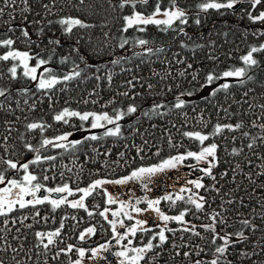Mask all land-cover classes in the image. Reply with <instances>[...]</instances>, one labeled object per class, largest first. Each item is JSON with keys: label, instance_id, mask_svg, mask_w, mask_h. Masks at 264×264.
I'll return each mask as SVG.
<instances>
[{"label": "trees", "instance_id": "16d2710c", "mask_svg": "<svg viewBox=\"0 0 264 264\" xmlns=\"http://www.w3.org/2000/svg\"><path fill=\"white\" fill-rule=\"evenodd\" d=\"M156 2L149 0L145 6L138 4L136 11L150 13ZM203 2L176 0V5L186 12V24L176 21L166 30L163 25L150 24L140 26L145 27L143 32L135 27L123 32V17L131 15L133 10L130 7L121 10L118 6L120 0H84L83 4L80 0H54V3L53 0H28L27 4L23 0H15L14 5L9 0L7 6L0 0V8L4 10L0 17V40L11 38L15 41L14 50L27 51L33 56L39 54L45 59L51 56V62L45 67L51 68L61 79L64 74H71L74 64L82 70L80 77L58 83L50 91H39L37 82L24 77L19 66L17 78H10L8 69L17 62L0 61V88L8 90L7 97H0V104H3V109H0V143H4L5 135L9 136L8 152L0 148V156L23 164L34 158V153L23 148L24 141L39 147L42 138H55L64 133H72L69 137L85 134L90 122L81 128L82 122L75 117L68 124L54 121V115L64 108L109 114H114V110L126 112L129 105L137 108L135 113L126 115L119 122V137L101 136L102 139L95 141L84 140V137L83 143L66 151L52 146L41 148L42 156L57 157L55 161L30 164L29 170L45 187L55 188L67 183L75 192L97 179H119L139 167L158 165L171 156L198 150L201 147L199 142L183 136L185 131L207 134L210 139L205 141V145H218L216 167L212 169L216 179L198 173L205 188L198 189L197 193L206 198L205 207L200 212L192 207L185 216V221L198 226L196 231L203 239L191 232H183L181 229L187 224L179 225L174 227L175 233H165L168 237L166 243L148 252L140 264H149L150 260L151 264H194L197 259L207 261L214 258L216 245L211 244L212 233L199 227L211 223L208 214L213 211L222 212L227 220L226 225H217V232L243 231L247 237L243 241L232 237L227 260L231 264H264V130L259 127L264 124V108L261 107L264 105V51L253 54L257 60L255 66H247L241 59L252 47L264 44V35H259L264 32V22L254 23L248 19V12L258 15L264 11V3L253 10L247 0H239L233 9L202 11L198 5ZM44 4H48L51 10L45 9ZM160 4L161 10H166L169 0H160ZM69 17L78 18L90 27H75L72 33H65L57 21ZM9 27L14 31H8ZM41 27L43 33L38 34ZM23 28L29 32L31 43L21 35ZM122 38L129 41L124 49L117 46ZM139 38L150 43L141 47L135 43ZM49 40L60 43L49 44ZM145 48L163 51L145 54ZM73 49H78V53ZM6 51L8 49L0 47V55ZM125 56L128 59L120 65L111 64L113 59ZM64 57L68 59L61 63ZM35 63V59L30 61L31 65ZM189 64L191 68L187 67ZM241 67L246 68L242 78H221L206 85L209 73L219 75ZM181 72L184 74L180 75ZM108 75L112 77L111 82ZM97 76L101 79L97 80ZM224 83L230 85L227 90L218 91L214 97L210 95ZM22 89H28V92L22 94ZM124 92L128 95H122ZM188 92L193 95L181 96V93ZM177 96L187 101L182 109L173 107ZM157 104L164 107L152 112ZM29 122L45 123L51 127L43 134L38 130L29 132L25 127ZM238 123L243 125L239 130L225 129L212 135L216 124ZM9 126L11 133L7 131ZM21 135L24 141L20 139ZM249 143H253L251 149ZM137 149L142 151L138 153ZM188 161L192 163L191 159ZM5 167L0 164V169ZM23 174L22 169L20 172L9 170L6 176L20 180ZM44 175L50 179L45 181ZM97 189L85 201L92 216L83 209L64 205L55 211L39 206L40 216L35 218V209L31 207L0 217V229H4L0 232V237H3L0 239V261L3 264H44L47 260V264H72L77 259L76 249L81 247V242L86 244L84 250L88 256L92 246L86 238L79 241L82 229L92 227L96 229V235H106L103 218L99 215L106 204L102 189ZM179 205V201L175 204L168 202L166 214L177 211ZM23 216L28 217L23 224L19 219L15 225L11 223L12 219ZM42 217H47V221ZM5 219L9 220L6 229ZM243 219L250 220L256 230L243 226L240 223ZM61 222L64 228L58 242L44 255L45 250L37 247L39 241L35 232L46 233L48 229L58 228ZM4 240L12 247L8 248ZM221 243L216 241L217 245ZM67 245H73V251L61 253L53 259L56 252ZM197 246L204 249L199 256L196 255ZM37 252L41 255L37 256ZM184 252L192 255L186 258ZM241 253L248 255L245 257Z\"/></svg>", "mask_w": 264, "mask_h": 264}, {"label": "snow or ice", "instance_id": "6c2138e0", "mask_svg": "<svg viewBox=\"0 0 264 264\" xmlns=\"http://www.w3.org/2000/svg\"><path fill=\"white\" fill-rule=\"evenodd\" d=\"M25 4H27L28 0H23ZM149 0H120L119 8L123 10L125 7H130L133 11L131 15H125L123 17L125 26L121 29L123 32H127L130 28L135 27L138 31H145V27L140 26H147V25H163L165 26V30L167 28H170L172 24L176 21H179L181 24L187 23L186 18V12L185 10L179 8L176 5V0H169V6L166 10H161V4L160 0H157L155 7L152 12L144 14L140 11H136L137 5L145 6L147 5ZM239 2V0H204L203 3L199 4L198 7L202 11H207L209 9L214 10H220V9H233L234 6ZM3 3L5 6L8 5L9 0H3ZM11 3L14 5L15 0H11ZM54 3V0H53ZM80 3L83 4L84 0H80ZM247 3L250 4L251 8L254 10L257 6L264 3V0H247ZM43 7L47 10H51L50 6L48 4H44ZM4 15L3 8H0V17ZM157 17H163L162 19H159ZM248 19L252 22H264V11H260L258 15H253L252 12H248ZM63 28L65 33H72L73 29L75 27L79 28H87L90 27V25L85 24L82 20L78 18H62L59 21H57ZM42 23V22H41ZM196 23H199V20L196 21ZM8 31H14L13 28L9 27ZM43 33V28L41 27L38 30V34ZM21 35L29 42L31 43L30 34L27 31L26 28L21 29ZM107 36V34H105ZM259 35H264V32H260ZM15 41L11 38L0 40V47L8 49L4 54L0 55V61H14L17 63H14L9 69L10 78L16 79L17 78V67L20 66L23 68V76L29 78L32 81L37 82V89L39 91H50L56 84L66 81H71L74 78L80 77L82 70L79 68L78 64H74L71 74H64L62 76V79L58 77L51 68L45 67V65L49 64L51 62L52 57L49 56L47 59L41 57L39 54H36V56L31 55L27 51H19L14 50L12 48ZM58 40H49V44H55L59 45ZM129 43L127 38H122L117 45L120 49H124L125 46ZM136 44H138L141 47H144L150 43L149 40L139 38L135 41ZM186 46V45H182ZM73 51L78 53V49H73ZM163 51V49H152V48H145V54H155L158 52ZM264 51V44L260 45L259 47H252L249 52L244 55L241 59L243 63L247 66H255L257 64V60L254 58L253 54L257 52ZM137 55H140L137 53ZM35 59L36 63L35 65H31L30 61ZM68 58L64 57L61 58V63H65ZM125 59H128L125 57H117L111 61V64L120 65L121 62ZM80 60L84 61V57L80 56ZM182 62V61H178ZM188 68H191L192 66L189 64L187 65ZM43 68V72H41L39 75H37L38 71ZM99 70V69H97ZM246 73V68H236L233 70L224 71L222 74H214L209 73L206 76V85L212 84L215 80L221 79V78H227V77H236V78H242ZM184 73L181 72L180 75H183ZM195 75L193 76V79H195ZM250 78V77H249ZM97 80L101 79V77L97 76ZM107 79L109 82H111V75L107 76ZM131 83V82H129ZM152 86L149 85V88ZM230 87L228 83H224L220 85L219 88L214 89L210 95L215 96L218 91L221 90H227ZM28 89H22L21 93H27ZM8 90L5 88H0V97H7ZM91 95V94H90ZM122 95L127 96L128 92L122 93ZM193 95L192 92L188 93H181V96ZM27 103V101H25ZM85 103H88L86 100ZM187 101L180 98V96L176 97V102L173 105L176 109H182L185 107ZM17 106H19V101H17ZM164 105L157 104L154 105L151 109L152 112H156L158 108H162ZM262 108H264V105H261ZM32 108L34 110L35 104L32 105ZM0 109H3V104H0ZM11 111V109H9ZM137 111V108L135 105H129L126 109V112L123 110H114V114H109L108 112L103 113H96L93 111H76V110H70L69 108H64L59 113L54 115V121L57 123H64L68 124L69 120L73 117L78 118L81 123V128L84 127L85 123H89V130L90 129H98L103 128L104 133L103 137H119L121 135V124L119 123L126 115L133 114ZM145 116L148 115V113H144ZM19 119V117H17ZM10 125V122H6ZM108 125H111L112 127H108ZM242 123H238L235 125L232 124H216L214 126V130L212 135H217L223 132L225 129L228 131H236L242 128ZM253 126L255 125V122H253ZM26 129L29 132L33 131H39L41 134L48 128L51 127V125H47L45 123H36V122H29L25 125ZM262 130H264V124L259 126ZM7 131L11 133L12 128L9 126L7 128ZM72 133H64L59 136H56L55 138H42L39 141V147L34 146L33 144L24 141V136L21 135L20 139L24 141L23 148L26 149L28 152L34 153V158L26 163L20 164L18 160L13 159H5L3 156H0V164L6 165L5 168L0 169V185L6 184V187L0 188V217H8L9 214L25 209L27 207H31L33 209H36L34 212V218L40 216V212L37 209V205H42L44 203H48L51 206L52 211H55L57 208H59L63 204H67L69 207L73 209H84L89 216H92L93 213L87 209L85 206L84 200L88 196L92 195L93 191L97 188H100L103 185L106 184H127L129 181H138L140 182L145 189H148V185L151 183L152 178L161 172H164L165 169L175 168L177 165L181 164L183 161L187 159H192L197 162V165L200 163H206L207 167L199 168L198 170L200 172H203L206 176L211 177L213 180L216 179V177L212 174V169L216 167L215 161L217 160V148L218 145L216 143H211L207 146H205V141H208L210 139V136L207 134H202L201 132H191V131H185L183 132V136L188 137L190 139H193L195 141L199 142L200 150L199 151H187L186 154H179L176 156H171L168 159L164 160L162 163L150 167H139L133 171L129 175H126L122 178L115 179V180H108V179H97L90 183L87 187L84 188H77L75 192L81 193L79 199L69 201L67 199L68 196H73L75 192L72 188L69 187L67 183H64L60 187L56 188H46L44 185H42L39 182V177L35 174H33L30 169V164H40L45 161H55L57 159L54 155L49 156H42L41 155V148H47L48 146H52L55 148H61L67 150L69 145L71 148L75 149L77 145L83 143V140H77V141H69V136H71ZM245 136L248 135V133H244ZM103 137L97 136L96 134H92L89 136H86L84 140H98L102 139ZM9 139L8 135H5L3 137L4 143H0V148L4 150L5 153L8 152V146L7 141ZM67 142V143H62ZM168 143L171 145L172 141L171 138H169ZM248 147L251 149L253 147V143H249ZM138 153L142 151V149H137ZM233 152L235 153L236 150L233 149ZM109 153H105L104 155H108ZM159 153H157L158 155ZM123 155V154H121ZM190 167H196V165H190ZM21 169L23 170V177L22 179L18 180L15 178H7L6 173L9 170H14L16 172H20ZM47 171V170H45ZM62 175V174H61ZM223 175H227V173H224ZM43 179L46 181L50 179L49 176L44 175ZM187 183L194 186L195 189H203L205 188V185L202 183V178L196 179V180H189ZM47 192V193H57V194H66L63 196L62 199H50L48 195L43 196L42 198L38 196L37 194L41 191ZM218 191V189H213ZM185 192H192V189L188 188H181L180 193ZM103 195L107 198L106 203L108 205H112L117 203V198H114L110 194H108L106 191L103 193ZM26 197H31V199H26ZM165 200L171 201L173 204L177 200L185 201V203L193 205L195 210L197 212L203 211L205 204H206V198L204 196L199 195L198 193L190 194L187 197L184 195H177L175 199L171 195H166L164 197ZM142 201L137 200L136 204H140ZM147 205V209H141L139 207H135L134 205L129 202L128 204H125L124 202L121 203V212H123V215L128 219L132 220L133 216L127 212L124 211V209L131 207L132 210L136 214H140L142 211L145 210H153L157 213L160 220H162L165 224V227L161 228L158 233L154 234L150 240L147 242V244H144L143 246H137V247H128L129 245H132V240L128 239L129 236H135L138 226L142 227L145 221H136V226L127 227L126 233L121 234L119 231H117V221L116 220H109V217L106 215V213L109 211L108 208H105L103 211L99 212V215L103 217L105 220L108 221V223L111 225L113 238L117 240V243H119L122 240H127V245L124 247L126 248L125 251H119L116 252L115 255L120 259V264H140V261L145 259V256L148 252L153 251L155 248L161 247L163 244L166 243L168 237L166 236V231H171L175 233V229H168L167 223L169 221H174L177 224L188 226L183 227L181 230L183 232H191L192 235L200 237L201 233L196 231L197 225L190 224V222L185 221V216L190 209H185L184 211H181L178 215L175 216H169L161 212L159 207L157 205L160 204V200H149L145 198L143 201ZM231 203V201H229ZM121 212L113 211L111 215L113 217H118L121 215ZM211 223L207 225H200L199 227H202L204 231L211 232L212 233V239L211 244L216 245L214 250V258L211 260H200L197 259L194 264H231L230 261L227 260V254L229 247L232 246L233 240L232 237L234 236L236 240L243 241L246 240L247 237L245 236V233L243 231H238L236 233H228L224 232L221 234L220 232H217V225L218 224H227V220L223 217L222 212H215L208 214ZM17 219H19V223L23 224L25 220L28 219L27 216H23L22 218H14L11 220V223L15 225L17 223ZM41 219L47 221V217H42ZM75 219V217H73ZM5 229L7 228V225L9 223L8 219H5L3 221ZM240 223L245 227H251L252 231H255V225H252L251 221L248 219H243L240 221ZM28 227H32V225H27ZM119 226L121 228H125L126 225L123 220L119 221ZM64 228L63 222L60 223L59 228H57L54 231H49L47 233L42 231L35 232V236L37 240L39 241V245L37 247H41L44 251V255H47V250L50 248V246L55 245L58 242V238L61 236V232ZM4 229H0V232H3ZM19 231V229H17ZM95 228L89 227L86 230V233H81L79 236V239L83 241L85 239L86 235H91L95 233ZM143 231L147 232V228H143ZM0 239H3V237H0ZM46 239V243L44 242ZM157 244H153L152 241L157 240ZM220 240L222 241V244L217 245L216 241ZM4 243L7 245L8 248H11L12 246L8 244L6 240H4ZM187 247L188 245H184ZM175 248L176 245H173ZM198 251L196 252V255L199 256L200 253L204 252V249L197 246ZM13 252L16 251V249H12ZM73 251V245H67L66 248L60 249L56 252V254L53 256V259H57L61 253H69ZM110 251L108 244H101L98 247L91 249V257H101L102 252H108ZM76 252H78V255L80 259H76L74 264H81L82 259L85 257V250L83 248L76 249ZM129 252L134 253L135 255L129 256ZM177 255H180L179 252L176 253ZM37 256L41 255L40 252L36 253ZM183 255L187 258L192 255L190 252H184ZM241 255L247 257V253H241ZM250 258V257H249ZM0 264H3V261H0ZM19 264V262H17ZM44 264H47V260H45ZM149 264H151V260L149 261Z\"/></svg>", "mask_w": 264, "mask_h": 264}, {"label": "rangeland", "instance_id": "374dc122", "mask_svg": "<svg viewBox=\"0 0 264 264\" xmlns=\"http://www.w3.org/2000/svg\"><path fill=\"white\" fill-rule=\"evenodd\" d=\"M157 18L162 19L163 17H157ZM20 68H21L22 73H23V68L22 67H20ZM41 72H43V71L39 70L37 75H39ZM228 78L232 79L235 77H227L226 79H228ZM230 79H228V80H230ZM32 82L35 83V81H32ZM108 127H112V126L108 125ZM87 132H88L87 136L92 135V134H96L97 136L101 137V136H103L104 129L103 128L90 129V130L86 131V133ZM85 134L78 135L76 137H69V141L82 140L84 137H86ZM62 143H67V142H62ZM205 146H207V145H205ZM70 148H71V146L69 145L67 150H69ZM63 150H65V149H63ZM199 150H200V148L196 151H199ZM190 165H196V167L195 168L190 167ZM207 166L208 165L206 163H200L197 165V162L195 160H192V163H190L187 159V160L183 161L181 164L177 165V167H175V168L165 169L164 172L156 174L152 178L151 183L148 185V189H145L143 187V185L138 181H129L127 184H123V185L109 183V184H106V185H103L100 187L102 189L103 193L106 191L108 194H110L114 198H117V203L112 204V205H108L106 203L107 198L104 196V203L106 204L105 208L109 209V211L106 213V215L109 217V220L114 219L117 221V225H116L117 231H119L121 234H124V233H126L127 227L136 226L137 220L146 222L143 224L142 227L138 226V230H137L135 236H129L128 237V239H131L133 242L132 245H129L128 247H137V246H143L144 244H147V242L150 240V238L154 234L158 233L161 228L165 227V224L162 220L159 219L157 213L153 210H150V209L142 211L140 214H136L132 210L131 207H128V208L124 209V211L129 212L133 216L132 220H128L123 215V212H121V203L120 202L122 201L125 204H128L129 202H131V204L134 205L135 207H139L141 209H147L146 203L143 202L145 200V198H147L149 200H160V204L157 205V207H159L161 212L166 214V211H165L166 205L168 202H171V201L165 200L164 197L166 195H171L175 199V197L177 195H184L185 197H187L190 194L197 193L198 189H195L193 185H191L187 182L189 180L200 179V176L198 174L200 171L198 169L202 168V167H207ZM201 174H204V173L201 172ZM23 175L21 176V179H22ZM6 186H7L6 184L0 185V188L6 187ZM58 187H60V186H58ZM85 187H87V186H85ZM46 188H48V187H46ZM181 188L192 189V192L191 193H189V192L180 193ZM97 191L100 192L98 189H97ZM77 193H75L73 196H68L67 199L69 201L79 199L82 194L81 193L77 194ZM37 195L40 196L41 198L45 195H48L50 199H62L63 196L66 194L47 193V192H44L42 190ZM26 199H31V197H26ZM137 200H141L142 202L140 204H136ZM85 201H86V198L84 200V203L86 206ZM177 201L180 202V205H179L177 211H174L173 213H169L166 215L175 216V215H178L181 211H184L185 209H190V208L194 207L193 205L185 203V201H181V200H177ZM64 205L68 206L67 204H63L61 206H64ZM39 206H47V207L51 208V206L47 202L42 204V205H37L36 207H39ZM59 208H57V209H59ZM113 211L121 212V215L118 217H113L111 215V213ZM120 220L124 221V223L126 225L125 228H121L119 226ZM102 222H103V229L105 230L106 235L98 236V235H96V231H95L94 234L86 235L85 238H86V240L90 241L88 244L91 243V246H92L91 249H94L101 244H108L110 251L102 252L101 257H103V258H100V257L93 258V257H91V249H90L89 255L87 256V253L85 254V257L82 259L81 264H120L121 258H118L115 255V253L119 252V251H125L126 250V248L124 246L127 245V240H122L119 243H117V240L113 238L111 225L104 218H103ZM179 225L180 224H177L174 221H169L167 223V228L168 229H174V227H177ZM143 228H147L148 231L147 232L143 231ZM56 229L57 228L48 229V230L54 231ZM87 229H88V227L82 229L81 232L86 233ZM167 232L168 231H166V233ZM169 232H171V231H169ZM79 241L81 242L80 239H79ZM157 241H158V239L154 240L152 242H153V244H155V242H157ZM46 242L47 241H45V243ZM85 247H86V244L81 242L80 248L84 249ZM133 255H135V254L129 252V256H133ZM77 259H80L79 255H77ZM74 262L72 264H74Z\"/></svg>", "mask_w": 264, "mask_h": 264}]
</instances>
